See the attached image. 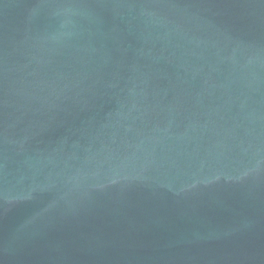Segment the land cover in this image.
<instances>
[{
	"label": "water",
	"instance_id": "water-1",
	"mask_svg": "<svg viewBox=\"0 0 264 264\" xmlns=\"http://www.w3.org/2000/svg\"><path fill=\"white\" fill-rule=\"evenodd\" d=\"M0 264H264V0H0Z\"/></svg>",
	"mask_w": 264,
	"mask_h": 264
}]
</instances>
